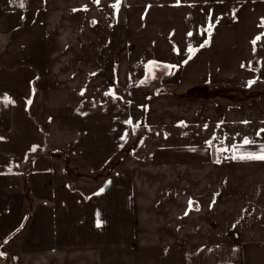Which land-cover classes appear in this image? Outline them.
Segmentation results:
<instances>
[{
  "label": "crops",
  "instance_id": "obj_1",
  "mask_svg": "<svg viewBox=\"0 0 264 264\" xmlns=\"http://www.w3.org/2000/svg\"><path fill=\"white\" fill-rule=\"evenodd\" d=\"M261 129L264 0H0V264H264Z\"/></svg>",
  "mask_w": 264,
  "mask_h": 264
},
{
  "label": "snow or ice",
  "instance_id": "obj_2",
  "mask_svg": "<svg viewBox=\"0 0 264 264\" xmlns=\"http://www.w3.org/2000/svg\"><path fill=\"white\" fill-rule=\"evenodd\" d=\"M94 2L95 3H98L99 2V0H94ZM20 7H23L24 5H23V3L21 2L20 3V5H19ZM113 7H118V5H113ZM86 10V9H85ZM189 35H192V33H189ZM257 40H259L260 39V37H257L256 38ZM255 40L253 41V43L255 44ZM205 43H207V41H205ZM203 45H201V47H202ZM195 50L194 49H192V48H189V52H194ZM189 58H191V57H189ZM5 99H9V98H7V97H5ZM9 102H11L10 100H9ZM29 103H31V101H29ZM128 123H131V121H129ZM261 132H264V129H261L260 130ZM252 143V141H249L247 138H245L244 139V144L245 145H248V144H251ZM260 152H261V154L260 155H255V154H252V155H249V156H247V157H242V158H248V159H261V160H264V146H261V148H260ZM235 158V157H234ZM103 189H101V191H102ZM99 220H98V222H97V225L99 226Z\"/></svg>",
  "mask_w": 264,
  "mask_h": 264
},
{
  "label": "trees",
  "instance_id": "obj_3",
  "mask_svg": "<svg viewBox=\"0 0 264 264\" xmlns=\"http://www.w3.org/2000/svg\"><path fill=\"white\" fill-rule=\"evenodd\" d=\"M117 161H118V159H115L114 162H112V164L108 167V169H106V172H104L105 175H107L109 173V170H113L116 168L115 164L117 163ZM26 219H27V216L24 217L22 225L26 223Z\"/></svg>",
  "mask_w": 264,
  "mask_h": 264
},
{
  "label": "water",
  "instance_id": "obj_4",
  "mask_svg": "<svg viewBox=\"0 0 264 264\" xmlns=\"http://www.w3.org/2000/svg\"><path fill=\"white\" fill-rule=\"evenodd\" d=\"M160 91V93H162V92H166V90H159Z\"/></svg>",
  "mask_w": 264,
  "mask_h": 264
}]
</instances>
